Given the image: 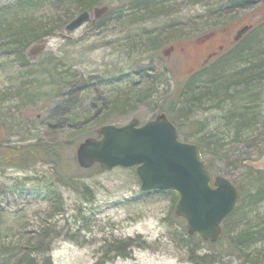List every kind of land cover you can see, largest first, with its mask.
I'll return each instance as SVG.
<instances>
[{
    "label": "rangeland",
    "instance_id": "rangeland-1",
    "mask_svg": "<svg viewBox=\"0 0 264 264\" xmlns=\"http://www.w3.org/2000/svg\"><path fill=\"white\" fill-rule=\"evenodd\" d=\"M55 1L19 5L17 0H0V120L10 128L6 140L11 144L68 141L66 166L73 181L59 178L48 163L0 168V246L19 247L46 226L47 254L54 264H264V201L242 218L251 230L260 231L259 241L234 249L229 240L239 232L237 214L222 222L216 243L198 235L185 238L186 221L174 214L176 192L141 191L134 167L82 169L75 162L77 143L95 137L100 125L152 118L165 90L172 91L176 79L183 84L210 51H221L228 59L219 72L225 84L234 83L243 69L264 68V0H243L241 8L224 12L214 29L204 31L208 34L204 38V32L196 35L189 27L193 18L211 8L207 3L217 1L168 0L134 11L133 0H98V6L109 1L121 14H110L102 24L91 15L73 31L65 26L54 30L38 53L30 54L29 47L25 57L4 48L17 25L25 20L38 25L37 19L52 26L80 0ZM243 25L249 28L232 41ZM145 75L164 91L154 92L153 86L140 91L148 82ZM257 85L255 92L244 95L258 117L246 130L254 135L264 134V77ZM123 94L129 106L112 107ZM247 100L236 103L243 106ZM211 103L204 109L172 110L170 117L186 135L193 131L189 124L214 133L231 106L222 112L210 108ZM182 115L187 117L184 122ZM232 127L223 129L227 140ZM179 139L194 142L190 137ZM246 163L260 170L256 179L247 178L248 170L237 169L230 180L245 189L246 184L251 190L264 188V154Z\"/></svg>",
    "mask_w": 264,
    "mask_h": 264
},
{
    "label": "trees",
    "instance_id": "trees-1",
    "mask_svg": "<svg viewBox=\"0 0 264 264\" xmlns=\"http://www.w3.org/2000/svg\"><path fill=\"white\" fill-rule=\"evenodd\" d=\"M19 5L27 4L28 1L33 0H17ZM65 0H56V3L62 4ZM168 0H133L130 1L132 10L138 11L140 8L147 5H160L166 3ZM217 1L207 3L208 9L205 15L195 17L192 19V26L189 27L191 32L196 35L203 34L204 31L209 33L211 29H214L219 20L230 9L241 8L244 3L243 0H210ZM98 0H80L76 3V8L72 12H66L62 15V18L52 26L46 22H40L37 19L34 21L38 23L35 25L32 21L25 20L21 26H16L12 31L11 40L7 37L8 41L5 43V47L10 52H14L22 57L26 56L27 49L34 43L42 44L43 39L52 34L54 30H60L65 26L66 21L71 15L78 11L90 9L98 6ZM100 6H106L107 10L98 19V24H102L110 14H121L122 11L112 10L109 1L103 2ZM116 10V8H115ZM200 19V21L197 20ZM209 31V32H208ZM205 33V32H204ZM205 33V34H207ZM204 35V34H203ZM230 59V58H229ZM232 59V58H231ZM225 54H218L209 61L207 64L201 66L197 70L192 71L187 78L184 79V83L180 79H176L174 82L173 90H165L162 95L160 103L155 105V111L164 112L167 117L175 124L178 134L186 140L187 137L194 139L199 147V150L203 156L207 170L212 175H224L229 179H233L235 170L245 169L248 170L247 178L255 180L260 170L254 169L250 163H246L249 160H254L255 157L264 154V134H252L251 131L246 132L250 128V125H254L256 122L255 108L250 106V101L245 99L244 95L255 92L260 78L264 77V68L243 69L239 72L238 79L232 84H225V76L222 73L219 74L222 67L221 65L227 61ZM145 67V66H143ZM143 70V69H141ZM253 70V71H251ZM154 71V70H151ZM140 74V73H139ZM146 76L148 82L142 87L140 91L151 90L154 87V92H162L164 88L158 91V85L156 81ZM198 78L207 79V81L197 80ZM209 79V80H208ZM195 84V85H194ZM186 98L184 99V97ZM247 100L243 106H239L236 102ZM213 102V107L219 111L224 112L228 107V111L221 116V127L212 133V131H200L198 127L193 128V124H189L193 129L192 133L189 132L186 135L179 126L175 123L173 117H170L172 110L177 111L184 107L191 109H204L203 106L206 103ZM249 103V105H247ZM253 103V102H252ZM212 104V103H211ZM179 105V106H178ZM64 107L67 105L64 104ZM122 106L128 105V96L123 94L119 95L113 100V106L116 109L122 108ZM237 111V112H236ZM155 116V114H154ZM183 118V115H182ZM187 117L183 118V122ZM232 125V136L227 140L226 135L223 133L225 127ZM8 130L10 128L7 122L0 120V168L2 167H17L26 169L35 162L48 163L53 168L54 173L62 179H68L73 181V176L67 173V150L69 149V142L62 139H37L32 143H24L20 145L11 144L6 140L8 136ZM95 137H98L97 132H93ZM179 136V137H180ZM262 136V137H261ZM96 166V165H95ZM98 167V166H96ZM250 176V177H249ZM232 181V180H231ZM235 181V180H233ZM232 181V182H233ZM243 182V181H242ZM234 183V182H233ZM240 191V200L238 206L223 220L237 214V227L238 233L233 239L229 237V244L232 248L241 247V245H252L259 241L258 234L260 231L251 230L247 223L242 218L246 217L245 214L251 212L262 201H264V188L262 186H256L251 190L247 184L245 189L240 182L234 183ZM174 192V191H172ZM175 193V192H174ZM177 199V197H175ZM173 197V201L175 200ZM48 227H41L36 234V237L32 239H26L23 244L13 249H7V245L0 246V264H54L49 252L50 241L46 239L48 235ZM225 228L223 229V234ZM195 234H184L185 238H193ZM219 241V240H218ZM210 243V242H209ZM211 251V249H208ZM212 256V253H210Z\"/></svg>",
    "mask_w": 264,
    "mask_h": 264
},
{
    "label": "water",
    "instance_id": "water-1",
    "mask_svg": "<svg viewBox=\"0 0 264 264\" xmlns=\"http://www.w3.org/2000/svg\"><path fill=\"white\" fill-rule=\"evenodd\" d=\"M105 7L92 13L99 17ZM90 19L83 10L65 25L72 31ZM247 26L239 29L237 36ZM42 45L30 47L38 53ZM99 138L85 137L75 149V161L81 168L97 163L103 170L134 166L141 191L174 190L178 200L174 213L186 220L188 234L197 233L203 240L215 242L222 220L235 209L239 190L226 177L206 170L199 148L191 142L180 141L175 126L161 112L153 119L139 124L132 117L122 125L103 124Z\"/></svg>",
    "mask_w": 264,
    "mask_h": 264
},
{
    "label": "flooded vegetation",
    "instance_id": "flooded-vegetation-1",
    "mask_svg": "<svg viewBox=\"0 0 264 264\" xmlns=\"http://www.w3.org/2000/svg\"><path fill=\"white\" fill-rule=\"evenodd\" d=\"M231 39L234 40V39H235L234 36H232ZM219 48H220V46H219ZM208 54H210V52H208ZM209 56H210V55H209ZM206 57H207V55H206ZM206 57H204L202 60H200L199 63L195 64V67H199V66L202 65L205 61H207V58H206ZM208 58H209V57H208Z\"/></svg>",
    "mask_w": 264,
    "mask_h": 264
}]
</instances>
